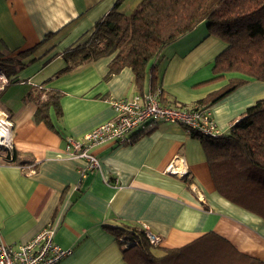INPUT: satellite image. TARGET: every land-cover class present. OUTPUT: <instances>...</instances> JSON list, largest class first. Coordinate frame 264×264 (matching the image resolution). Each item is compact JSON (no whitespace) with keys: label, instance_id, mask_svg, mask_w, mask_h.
Listing matches in <instances>:
<instances>
[{"label":"crops","instance_id":"1","mask_svg":"<svg viewBox=\"0 0 264 264\" xmlns=\"http://www.w3.org/2000/svg\"><path fill=\"white\" fill-rule=\"evenodd\" d=\"M117 1L0 0V58L37 46L34 60L12 75L0 94L3 145L30 153L35 162L27 166L0 162V243L28 241L53 224L55 242L72 249L57 264H127L106 226L146 224L162 238L157 245L161 249L152 251L156 256L165 253L163 248L183 246L214 230L240 251L264 260V219L218 192L202 143L183 126L159 123L130 144L96 146L93 152L100 167L93 170H86L85 159L65 153L67 137L80 138L113 118L112 100L137 91L130 67L105 78L115 53L42 84L60 68L62 52L86 41ZM141 1L124 0L119 9L130 13ZM206 24L202 21L163 49L151 64L145 91L151 87L153 67L156 88L170 104L173 100L192 104L239 76L230 73L212 80V63L227 44L209 35ZM51 32L54 35L46 39ZM38 84L64 94L63 116L54 117L60 133L43 122L36 124V104L22 101ZM262 98L264 81L248 79L210 107L218 127L226 132ZM175 158L185 160L186 173L165 171Z\"/></svg>","mask_w":264,"mask_h":264},{"label":"trees","instance_id":"2","mask_svg":"<svg viewBox=\"0 0 264 264\" xmlns=\"http://www.w3.org/2000/svg\"><path fill=\"white\" fill-rule=\"evenodd\" d=\"M124 0L100 18L89 38L62 52V64L47 77L64 75L85 63L110 56L106 79L124 67L134 72L133 87L145 92L152 62L168 45L192 32L202 21L207 22L208 34L226 42V48L212 63L215 77L226 74L229 83L192 104L173 100L183 107L211 106L245 84L248 79L264 81V0H142L130 13L119 9ZM54 32L48 33L46 39ZM34 48L11 58H0V68L10 78L34 60ZM156 69L151 70V89H156ZM33 85L22 98L34 102L36 124L56 128L54 117L62 118L63 92L56 88ZM163 102L167 99L161 97ZM194 105V106H193ZM154 128L139 132L135 140ZM191 135L202 143L218 192L232 203L264 219V98L259 99L219 136H207L196 131ZM0 162L20 166L34 165L30 153L0 145ZM122 249L127 264H264V260L240 251L228 238L214 230L193 241L173 248H163L162 256L153 249L146 231L138 226H106ZM129 243V244H127Z\"/></svg>","mask_w":264,"mask_h":264},{"label":"built area","instance_id":"3","mask_svg":"<svg viewBox=\"0 0 264 264\" xmlns=\"http://www.w3.org/2000/svg\"><path fill=\"white\" fill-rule=\"evenodd\" d=\"M9 77L0 68V94ZM162 89H149L144 93L136 91L119 99L112 100L116 115L99 124L80 138L67 137L65 153L74 158L86 160V170L100 167V161L94 154L96 146L111 144L124 146L135 140V135L148 130L159 123H173L183 126L189 131H196L207 136H219L224 132L218 127L210 106L197 105L183 107L163 102ZM1 130V125H0ZM3 145V144H0ZM86 170L82 171V177ZM166 172L174 175L186 173L185 160L175 158L167 167ZM193 191L198 189L191 185ZM79 185H75L78 189ZM151 244L161 243V236L154 233L146 224H142ZM55 226L48 224L31 239L21 243H0V264H57L72 253L71 248H64L54 240Z\"/></svg>","mask_w":264,"mask_h":264},{"label":"bare ground","instance_id":"4","mask_svg":"<svg viewBox=\"0 0 264 264\" xmlns=\"http://www.w3.org/2000/svg\"><path fill=\"white\" fill-rule=\"evenodd\" d=\"M194 106V105H193ZM1 114H3L4 115V112H2L1 110H0V115ZM6 116V115H5ZM4 137H5V133L2 131H0V144H4ZM188 174V173H187Z\"/></svg>","mask_w":264,"mask_h":264},{"label":"rangeland","instance_id":"5","mask_svg":"<svg viewBox=\"0 0 264 264\" xmlns=\"http://www.w3.org/2000/svg\"><path fill=\"white\" fill-rule=\"evenodd\" d=\"M206 26H207V24H206ZM127 244H129V243H127Z\"/></svg>","mask_w":264,"mask_h":264}]
</instances>
